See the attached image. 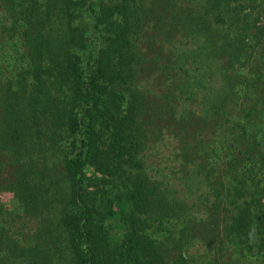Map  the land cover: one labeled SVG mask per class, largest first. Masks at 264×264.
Returning a JSON list of instances; mask_svg holds the SVG:
<instances>
[{
	"label": "trees",
	"instance_id": "obj_1",
	"mask_svg": "<svg viewBox=\"0 0 264 264\" xmlns=\"http://www.w3.org/2000/svg\"><path fill=\"white\" fill-rule=\"evenodd\" d=\"M2 194L0 264H264V0H0Z\"/></svg>",
	"mask_w": 264,
	"mask_h": 264
},
{
	"label": "rangeland",
	"instance_id": "obj_2",
	"mask_svg": "<svg viewBox=\"0 0 264 264\" xmlns=\"http://www.w3.org/2000/svg\"><path fill=\"white\" fill-rule=\"evenodd\" d=\"M166 149L165 150H162L159 154V157L158 158H156L154 155H152V156H150L149 157V161L150 162H152L153 164L156 162L157 164H158V162L159 161H161V159H163L164 157H166ZM163 172L165 173V174H167V170H163ZM176 184V183H175ZM177 187H178V185H177ZM179 188H180V186H179ZM5 194H2L1 196H0V200L3 202V201H5L4 199L6 198V196H4ZM8 199V198H7ZM187 202L188 203H190V204H193V203H191V202H194V207H193V210H195V204H197V203H195L196 201H195V199H193L192 198V195H190L189 197H188V199H187ZM4 204H7L6 202H3ZM196 213V212H195ZM27 220L28 221H31V217L29 216L28 218H27Z\"/></svg>",
	"mask_w": 264,
	"mask_h": 264
}]
</instances>
